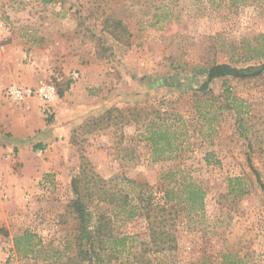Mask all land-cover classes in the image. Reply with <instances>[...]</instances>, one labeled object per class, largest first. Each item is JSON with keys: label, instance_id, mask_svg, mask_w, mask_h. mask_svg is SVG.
I'll return each instance as SVG.
<instances>
[{"label": "rangeland", "instance_id": "rangeland-1", "mask_svg": "<svg viewBox=\"0 0 264 264\" xmlns=\"http://www.w3.org/2000/svg\"><path fill=\"white\" fill-rule=\"evenodd\" d=\"M263 53L264 0H0V91L56 89L48 108L38 97L0 98V127L14 141L0 147V264L77 258L74 245L64 249L78 226L74 182L96 213L110 209L99 178L110 191L126 179L157 191L180 177L205 194L179 226L176 264H217L224 254L264 264V74L215 78L202 90L206 74L197 73L257 65ZM159 121L179 130L165 154L148 139ZM117 226L147 234L142 218ZM24 231L36 246L20 257L13 238Z\"/></svg>", "mask_w": 264, "mask_h": 264}, {"label": "trees", "instance_id": "trees-1", "mask_svg": "<svg viewBox=\"0 0 264 264\" xmlns=\"http://www.w3.org/2000/svg\"><path fill=\"white\" fill-rule=\"evenodd\" d=\"M197 73L206 74V80L200 87L206 90L215 78L260 76L264 74V62L246 67L219 63L199 69ZM165 126L164 121H159L149 128L148 139L153 154H165L176 148L175 139L179 130ZM38 146H41L40 143ZM157 159L154 157V160ZM172 176L173 173L167 172L164 178ZM98 181L101 183L98 199L107 201L109 211L94 213L89 210L74 182L76 197L70 202V207L78 226L73 239H66L64 249H72L74 245L78 253L77 258L67 257L66 264H176L179 226L181 222H189L192 215L203 209L205 191L202 186L192 179L180 177L169 179L167 185L162 184L154 191L148 184L126 179L118 184L117 190L110 191L106 187V180L99 178ZM135 218H142L145 223L147 234L143 238L138 239L137 233L121 231L117 226L121 219ZM33 237L32 233L24 231L13 238L15 251L20 257L33 252L36 246ZM236 262L224 254L217 264Z\"/></svg>", "mask_w": 264, "mask_h": 264}, {"label": "built area", "instance_id": "built-area-1", "mask_svg": "<svg viewBox=\"0 0 264 264\" xmlns=\"http://www.w3.org/2000/svg\"><path fill=\"white\" fill-rule=\"evenodd\" d=\"M78 77L77 72L71 73V79H76ZM3 94L9 100L16 103H25L29 99L40 98L45 102L46 108L56 97V89L54 85H44L42 87H32L18 83H12L7 85L3 89Z\"/></svg>", "mask_w": 264, "mask_h": 264}, {"label": "crops", "instance_id": "crops-1", "mask_svg": "<svg viewBox=\"0 0 264 264\" xmlns=\"http://www.w3.org/2000/svg\"><path fill=\"white\" fill-rule=\"evenodd\" d=\"M7 86V85H6ZM4 89V88H3ZM2 89V90H3ZM0 98L1 100L5 101V102H10V103H14V104H19L16 102H13L11 100H9L8 98H6L3 94V92L0 91ZM21 104V103H20ZM17 142V141H15ZM14 143V141L9 140V138H7V136L4 135L3 130L0 127V147H2V149L4 150H9L10 146Z\"/></svg>", "mask_w": 264, "mask_h": 264}]
</instances>
